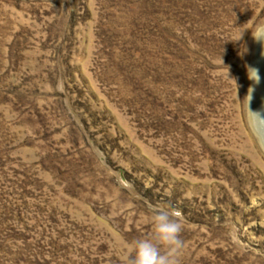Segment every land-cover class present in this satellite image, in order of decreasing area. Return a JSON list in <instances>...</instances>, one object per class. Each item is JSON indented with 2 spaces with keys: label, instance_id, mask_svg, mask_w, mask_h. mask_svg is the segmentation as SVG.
I'll use <instances>...</instances> for the list:
<instances>
[{
  "label": "rangeland",
  "instance_id": "obj_1",
  "mask_svg": "<svg viewBox=\"0 0 264 264\" xmlns=\"http://www.w3.org/2000/svg\"><path fill=\"white\" fill-rule=\"evenodd\" d=\"M261 24L264 0H0V264H127L161 211L181 264H264Z\"/></svg>",
  "mask_w": 264,
  "mask_h": 264
},
{
  "label": "clouds",
  "instance_id": "obj_2",
  "mask_svg": "<svg viewBox=\"0 0 264 264\" xmlns=\"http://www.w3.org/2000/svg\"><path fill=\"white\" fill-rule=\"evenodd\" d=\"M240 34L239 39L242 37ZM252 38L264 47V24L252 30ZM248 78L254 84L260 83L259 70L248 68ZM253 87H249L246 125L257 147L264 148V109L253 111L249 105L252 100ZM184 225L178 214L168 211L156 213L151 220V232L143 238L134 240L126 249L127 264H181L184 248L182 232Z\"/></svg>",
  "mask_w": 264,
  "mask_h": 264
},
{
  "label": "bare ground",
  "instance_id": "obj_3",
  "mask_svg": "<svg viewBox=\"0 0 264 264\" xmlns=\"http://www.w3.org/2000/svg\"><path fill=\"white\" fill-rule=\"evenodd\" d=\"M264 106V105H263ZM263 109H264V107H263Z\"/></svg>",
  "mask_w": 264,
  "mask_h": 264
},
{
  "label": "water",
  "instance_id": "obj_4",
  "mask_svg": "<svg viewBox=\"0 0 264 264\" xmlns=\"http://www.w3.org/2000/svg\"><path fill=\"white\" fill-rule=\"evenodd\" d=\"M264 107V106H263Z\"/></svg>",
  "mask_w": 264,
  "mask_h": 264
}]
</instances>
